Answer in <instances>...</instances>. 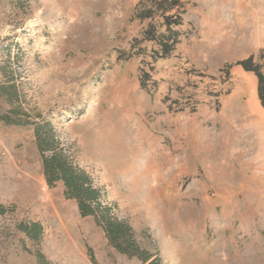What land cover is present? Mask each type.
I'll return each instance as SVG.
<instances>
[{
    "label": "rangeland",
    "instance_id": "rangeland-1",
    "mask_svg": "<svg viewBox=\"0 0 264 264\" xmlns=\"http://www.w3.org/2000/svg\"><path fill=\"white\" fill-rule=\"evenodd\" d=\"M140 1L0 0V86L19 96L0 98V264H144L47 185L33 127L1 120L13 109L51 123L161 264H264V107L254 73L225 72L252 56L264 72V0H184L170 57L120 60Z\"/></svg>",
    "mask_w": 264,
    "mask_h": 264
},
{
    "label": "trees",
    "instance_id": "trees-1",
    "mask_svg": "<svg viewBox=\"0 0 264 264\" xmlns=\"http://www.w3.org/2000/svg\"><path fill=\"white\" fill-rule=\"evenodd\" d=\"M186 13L184 0H141L133 10L132 20L146 23L139 37L134 38L129 52L121 51L119 59L129 61L134 57H149L155 63L170 57L181 42V33L176 29L183 25ZM151 44L149 50L148 45ZM233 67H240L246 72H252L258 79V97L264 107V72L262 66L254 61V57L241 60L234 65H228L226 75H230ZM141 85L147 87L151 75L141 71ZM0 98H6L14 103L19 98L15 85L0 86ZM7 125L31 126L37 149L42 157L43 174L50 188L62 182L64 195L69 200H75L81 217H93L96 224L103 229L110 245L117 251L129 257H137L144 264H161L157 255L143 250L135 239L131 226L116 219L112 208L106 205L101 190L97 189L92 178L78 168L70 156L60 147L54 128L49 122L31 121L22 111L13 109L10 114L1 117ZM3 213V211H0ZM18 229L30 240L39 242L43 236L40 223H20ZM40 264L45 263L43 255L37 254ZM92 261L95 259L91 253Z\"/></svg>",
    "mask_w": 264,
    "mask_h": 264
}]
</instances>
